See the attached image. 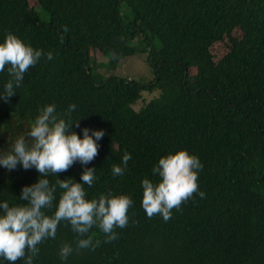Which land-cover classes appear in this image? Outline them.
Listing matches in <instances>:
<instances>
[{
	"label": "trees",
	"instance_id": "16d2710c",
	"mask_svg": "<svg viewBox=\"0 0 264 264\" xmlns=\"http://www.w3.org/2000/svg\"><path fill=\"white\" fill-rule=\"evenodd\" d=\"M31 1L0 0V42L11 32L45 53L15 95L0 99V149L25 132L39 108L54 104L78 122L70 126L77 135L85 127L104 131L95 159L76 162L57 178L82 182L83 168L94 167L93 185H84L87 199L111 193L133 201L117 240L106 243L93 226L88 235L99 246L77 250V234L61 222L55 239L38 245L33 264H264V0ZM216 43L225 52L213 59ZM140 50L151 79L114 73ZM152 90L135 109L141 91ZM70 104L76 107L64 116ZM180 149L201 161L197 183L205 196L194 194L167 222L150 219L141 182H157L152 169L159 158ZM125 151L131 159L115 176L112 165ZM39 176L34 167L0 166V202L27 203L19 198L22 187ZM46 178L55 183V176ZM61 192L57 186V199ZM64 244L73 251L61 260ZM0 264L9 262L0 258Z\"/></svg>",
	"mask_w": 264,
	"mask_h": 264
},
{
	"label": "clouds",
	"instance_id": "9594fccd",
	"mask_svg": "<svg viewBox=\"0 0 264 264\" xmlns=\"http://www.w3.org/2000/svg\"><path fill=\"white\" fill-rule=\"evenodd\" d=\"M64 31H67L66 26ZM43 55L42 50L34 49L15 34L8 32L5 35L0 42V72L8 66L9 79L0 99L7 102L15 95L25 73ZM46 56L49 61L54 58L51 52ZM75 107L70 104L64 116H69ZM38 111L27 134L18 135L7 149H0V166L8 170L16 169L17 165L25 170L34 167L40 174L37 182L22 187L19 198L27 203L9 206L7 202H0V258L9 264H16L20 259L24 264H33L39 254L38 245L49 237L55 239L61 222L70 224L77 234V250H94L99 246L100 241L94 242L93 236L88 235L93 226L104 233L106 243L115 241L118 239L116 229L128 226V211L133 205L126 194L108 193L101 194L98 199H87L84 185H93L96 179L94 167L83 168L82 182L71 177L58 179L57 174L66 172L74 163L87 165L95 159L99 154L97 142L103 138L104 131L85 127L81 137L70 127L73 123L79 127L78 122L63 118L54 104H46ZM130 159L131 154L125 151L121 163L112 165L113 175L122 176ZM202 167L196 155L183 149L161 156L152 169L160 179L154 183L144 178L141 182V206L147 217L159 215L167 222L172 218V210L179 211L194 194L203 198L205 193L199 190L197 183ZM49 175L56 177L54 184L46 178ZM57 186L62 189L58 199L54 195ZM54 200L55 210L48 215L45 210L53 208ZM72 251L70 245L64 244L60 249L61 260H66Z\"/></svg>",
	"mask_w": 264,
	"mask_h": 264
},
{
	"label": "rangeland",
	"instance_id": "374dc122",
	"mask_svg": "<svg viewBox=\"0 0 264 264\" xmlns=\"http://www.w3.org/2000/svg\"><path fill=\"white\" fill-rule=\"evenodd\" d=\"M28 2L30 4H32L31 0H28ZM211 53H212V57L213 59H216L218 57H220L224 52H225V44L224 43H216L214 45L211 46ZM144 51L140 50L138 52H136L135 54L131 55V56H127L125 58H123L117 65V68L114 70V73L116 75L119 76H126V77H130L133 78L139 82H145L149 79H151V73L149 71L148 66L143 62V58H144ZM93 58L95 60V62H97L98 60L101 59V57L99 56L98 53H94L93 54ZM192 74V73H191ZM156 92V90H152L151 92L149 91H141V100H139L137 102L136 105H134V108H138L141 103H143L142 100H147L149 98L152 97V95H154ZM30 125H27L25 127V132L23 133V135H26L27 132L30 129Z\"/></svg>",
	"mask_w": 264,
	"mask_h": 264
}]
</instances>
